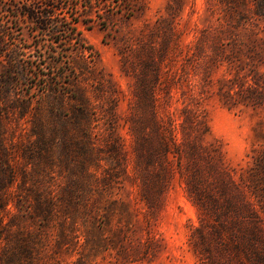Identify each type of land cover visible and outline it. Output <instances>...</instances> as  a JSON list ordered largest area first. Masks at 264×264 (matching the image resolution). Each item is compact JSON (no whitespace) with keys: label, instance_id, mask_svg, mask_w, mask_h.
<instances>
[{"label":"rangeland","instance_id":"1","mask_svg":"<svg viewBox=\"0 0 264 264\" xmlns=\"http://www.w3.org/2000/svg\"><path fill=\"white\" fill-rule=\"evenodd\" d=\"M19 1L0 264H264V0H59L61 34Z\"/></svg>","mask_w":264,"mask_h":264},{"label":"trees","instance_id":"2","mask_svg":"<svg viewBox=\"0 0 264 264\" xmlns=\"http://www.w3.org/2000/svg\"><path fill=\"white\" fill-rule=\"evenodd\" d=\"M58 2L59 0H21L12 4L13 9L16 12L14 16L19 19V16L21 15L23 18L34 22L37 28H40L45 32L61 34L62 23H60L61 21L56 20V18L60 12L65 10L66 6ZM71 22L76 23L77 21L73 19ZM68 29L71 33H74V26L68 27Z\"/></svg>","mask_w":264,"mask_h":264}]
</instances>
